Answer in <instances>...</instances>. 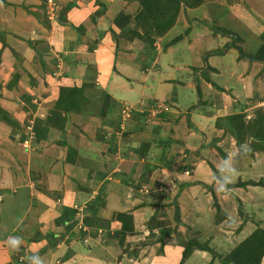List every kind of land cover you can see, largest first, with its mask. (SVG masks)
Segmentation results:
<instances>
[{"label": "crops", "instance_id": "0c3cea01", "mask_svg": "<svg viewBox=\"0 0 264 264\" xmlns=\"http://www.w3.org/2000/svg\"><path fill=\"white\" fill-rule=\"evenodd\" d=\"M41 1L0 0V109L21 129L31 118L46 123L53 87L84 85L87 101L81 111L67 114L62 130L49 127L44 138L35 140L32 131L21 129L23 141L33 139L26 149L19 139L6 141L8 128L0 122V264H224L198 248L182 260V242L196 238L224 255L257 225L264 228V187L227 186L247 181V175L264 183V150L240 153L235 139L216 126L220 117L253 116L258 109L264 114V63L254 57L264 42V0L228 5L232 18L244 19L249 11L259 18L249 25L252 32L242 29L253 37L254 49H245L240 33L229 29L240 36L236 45L246 57L232 46L216 48L220 36L226 46L232 36L210 29L228 28L212 3L204 2L180 10L173 27L156 38V57L144 70L142 41L113 38L120 33L114 17L133 15L136 0H101L106 5L98 14V0H58V10L74 2L61 25L45 16ZM26 40H37L35 48ZM178 45L194 53L188 56L195 62L178 66L193 76L171 96L173 71L162 72L160 58L175 54ZM204 45L202 61L197 50ZM14 73L18 79L7 88ZM103 93L109 99L102 108ZM18 97L34 100L33 108L19 105ZM168 98L170 109L157 113L158 125L149 128L144 106ZM129 108L140 113L139 120L121 125V111ZM161 155L172 156L168 166L159 165ZM98 195L102 205L91 206ZM244 204L254 215L246 211L242 221L237 207L243 210ZM116 212L132 218L121 244L114 233L122 224L111 219ZM83 218L100 219L108 229L88 231Z\"/></svg>", "mask_w": 264, "mask_h": 264}, {"label": "trees", "instance_id": "16d2710c", "mask_svg": "<svg viewBox=\"0 0 264 264\" xmlns=\"http://www.w3.org/2000/svg\"><path fill=\"white\" fill-rule=\"evenodd\" d=\"M139 8L136 13L131 16L119 12L113 19L114 25L123 31V37L127 40L138 39L142 41L146 52L155 50L156 38L162 37L168 30H170L176 22V18L181 8H194L203 2V0H136ZM74 4L68 3L66 7L70 9ZM80 30L82 27H76ZM210 29L214 33L230 34L232 36V42L226 47H234L238 50L240 57H246L241 47L236 45L240 43L241 38L239 35L233 33L229 29H226L217 25H210ZM188 29L185 30V33ZM0 39L2 40L1 36ZM181 39V35L174 37L167 45L174 44ZM5 44V41L2 40ZM28 45L35 48L36 41H27ZM156 51V50H155ZM14 56L16 53L13 51ZM254 57L264 63V42L257 49ZM151 61L154 60V56L151 57ZM12 78L7 84V88H11L13 83L18 79V74H12ZM83 88L76 86H56L53 87L50 94L49 109L46 116V123L43 124L38 119L32 123V136L35 140L46 137L48 128L62 130L66 124L67 114L71 112L81 111L86 104V97L83 94ZM103 107L108 106L109 95L103 93ZM102 107V108H103ZM104 114V113H102ZM256 117L248 122H244L243 114H232L225 117H220L216 120V126L223 128L225 132H228L236 141L240 153L251 154L255 151L264 150V114L262 110H258ZM0 120L11 126L14 130L20 129L19 124L12 119L4 110H0ZM10 138H14V134L10 135ZM22 135L19 140L24 139ZM248 143L251 144L252 151H249ZM246 148V150L244 149ZM71 150V149H70ZM69 152V151H68ZM221 152V151H220ZM224 156L223 153H221ZM69 155V154H68ZM70 157H68V160ZM248 183L241 184H227L228 187L242 186ZM251 185H258L264 187L262 181H249ZM176 212L178 209L176 208ZM112 220L120 221L121 228L115 232L118 237V242L121 244L126 233L132 231V218L125 213H113ZM182 260L185 259L192 250L198 248L210 252L213 257H216V253L207 245L201 244L196 240L190 239L183 245ZM262 257H264V228L257 225L253 232L236 245L226 256L220 259V262L224 264H260ZM10 264V263H9ZM210 264V263H209Z\"/></svg>", "mask_w": 264, "mask_h": 264}, {"label": "rangeland", "instance_id": "374dc122", "mask_svg": "<svg viewBox=\"0 0 264 264\" xmlns=\"http://www.w3.org/2000/svg\"><path fill=\"white\" fill-rule=\"evenodd\" d=\"M61 1V0H60ZM100 1L101 0H98V2L97 3H94V5L95 6H97V10L95 11V13L96 14H98L100 11H102V8L103 7H105V5L106 4H101V3H104V2H102V1H105V0H102L101 1V3H100ZM212 3V4H210V5H212V10H213V12H215L217 15H218V18H219V21L221 22V25H223V26H225V27H227L228 29H231L232 31H236V32H238V33H240V36L244 39V44H245V49H254V48H256L255 46L256 45H254L255 44V41H254V39H253V37H251V35H246L245 33H243L242 32V29H245L247 32H252V28L249 26V25H252L253 26V24L254 23H258L259 22V18H258V16L256 15V13L254 12V11H249V16L248 15H246L245 17H244V19H241V18H239V19H235V18H232L231 17V10L228 8V5L229 6H232L233 4H236V3H239V2H244V0H203V2L201 3V4H199L198 6H200V5H202L203 3ZM258 2H262L261 0H259ZM41 3H43L42 1H41ZM68 3H71V2H66V3H64V5L66 6ZM72 3L74 4V2L72 1ZM44 5H45V3H43ZM61 3L58 1V0H53V5H52V9L51 10H45V11H49V13L48 14H45V16H50L51 18H49V20L51 21V20H53V21H56L55 20V16H56V14H57V9H58V6L60 5ZM64 5H61L60 6V8L61 7H63ZM219 5H221V6H219ZM197 6V7H198ZM50 8V7H49ZM59 8V9H60ZM195 8V7H194ZM45 9H46V5H45ZM181 9H185V8H181ZM180 9V10H181ZM131 13L134 15V13L136 12V10L134 9V8H132L131 10ZM180 12V11H179ZM128 15H131V14H128ZM133 15H131V16H133ZM64 19L65 20H67L68 19V17H67V12H65L64 13ZM57 22V21H56ZM58 23V22H57ZM61 25V24H60ZM214 25V24H213ZM73 28H74V26H72ZM82 27V26H81ZM178 29V28H177ZM181 33H183V31H181L180 32V34ZM185 34H187V33H185ZM224 36V35H223ZM119 37H123V31H120V33L118 34V35H113V38H114V41L116 42V40L119 38ZM225 37H227V35L225 36ZM263 37V36H262ZM220 38L221 39H219V41L218 42H213V44L215 43L216 44V48H219L220 50L221 49H223V48H225L226 47V44L228 43V40L226 39V38H224V37H222V36H220ZM119 40V39H118ZM123 40V39H122ZM26 43H27V40H26ZM35 44H37V40H36V43ZM144 47V46H143ZM205 48H207V45H204L203 47H202V49H201V51L200 50H197L198 52H201V55H202V57H201V59H202V61H205V56H204V50H206ZM216 48H214V49H216ZM33 49V48H32ZM203 50V51H202ZM142 56H141V69L142 70H144L145 68H148V67H150V66H152V64H153V61H151L152 59H151V57H153L154 56V59H155V57H156V54H157V52L153 49V50H151V51H148V52H146V50L143 48L142 49ZM188 54L189 55H192V54H194V53H192V52H187L184 48H183V46L182 45H178L177 46V52H175V54H173L172 56H165V55H162L161 56V58H160V62H161V65H162V72H164V71H166V70H172L173 71V76H174V81H171L170 83L172 84L171 85V88L169 89V90H167V92H169V94L171 95V96H173L174 94H175V92L176 91H178V93H179V89H178V87L177 86H179V85H185V83H186V81L188 80V78L189 77H192L193 76V72L191 73H189V72H187L185 69H182V68H180V67H178V66H183V65H185V63L187 62V61H190V62H195L194 61V59H195V57H192V56H188ZM189 57V58H188ZM250 57V56H249ZM179 60H183V63H181L180 65H179ZM137 61H139V60H137ZM170 68V69H167V68ZM89 69H92V66H90L89 67ZM153 69L154 70H158L159 68H158V66H155V67H153ZM193 71H195V70H193ZM4 83V82H3ZM147 84L148 85H150V84H154V83H152V82H150V81H148L147 82ZM3 87V86H2ZM4 92H6V90H4ZM180 94H182L181 92H180ZM181 98L183 99V96H181ZM18 100L16 101V102H19V105H21L22 103L21 102H23V104L21 105L22 107L24 106L26 109H32L33 107H31V105L30 104H32L33 103V101H31V102H27V101H25V100H22L20 97H18L17 98ZM102 100H105V98L102 96ZM171 99L170 98H168L166 101H151V102H149L147 105H145L144 107H148V110H147V115L149 116V117H146L145 119L147 120V119H149V121H148V123H150L149 125H150V127L149 128H151V125H158L157 123H155L156 121V119L155 118H159L160 116H158V115H161V114H157V113H161V112H166L168 109H170L169 108V105L171 106ZM21 103V104H20ZM40 104V103H39ZM3 105H5V107H6V104H4L3 103ZM29 106V108H27ZM103 107V106H102ZM144 108L142 107V110H143ZM150 109H151V111H150ZM1 110V109H0ZM258 110H261V109H258ZM258 110H256L255 111V113H254V115L253 116H251V115H249V116H244V122H248V121H250V120H252L251 118H255L256 116V113H257V111ZM6 112V111H5ZM131 112H132V114H131ZM7 113V112H6ZM116 113V112H115ZM7 115H9V113H7ZM140 115V113H138V112H133L132 110L130 111V108L129 109H124V111H121V116H122V120H121V125H125L126 124V122H124V120H127V122H128V120H130V122H132L131 120H135V122L136 121H138L139 119H138V116ZM10 116V115H9ZM136 118V119H134V118ZM142 117H144L143 116V114H142ZM31 120L32 121H34L32 118L31 119H28L27 121H28V123L27 122H24L23 123V127L21 128V129H27L28 131L30 130V131H32V124H30V122H31ZM0 122H3L2 120H0ZM135 122H132V124L134 123V125H135ZM5 123V122H4ZM6 126H7V128H8V133L9 134H7V136L5 137V139H6V141L8 142L9 140H10V135H11V133H12V135L14 134V138H12V139H14L15 140V138H16V140H18L19 138H21L22 137V130L21 129H18V130H14V132L12 131L13 130V128H11V126H9V125H7L6 124ZM27 126H29V128L27 127ZM131 125H128V128L130 127ZM125 127V126H124ZM225 131V130H224ZM228 133V132H227ZM230 135V134H229ZM26 136V135H25ZM24 136V137H25ZM9 139V140H8ZM24 139H26V137L24 138ZM28 140H32L33 141V139H35L34 137H33V139H29V138H27ZM0 140H2V138H0ZM27 140V142H25V141H23V139H22V141H21V139L19 140V142L18 143H21V147H22V149L24 148V149H26V148H30L32 145H31V142L30 141H28ZM7 142H4L3 144H5V143H7ZM8 143H10V141L8 142ZM24 143H26L25 145H24ZM20 145V144H19ZM237 148H238V146H237ZM245 150H246V148H244ZM239 150V149H238ZM137 151V150H136ZM164 151V150H163ZM252 151V150H251ZM11 153V152H10ZM244 154V153H243ZM247 154V153H246ZM251 155H252V153H251ZM188 158H190L189 156H188ZM159 165H166V166H168L169 165V162H171L172 161V156H170V160L168 159V160H166L165 159V157L163 156V155H161V157L159 156ZM210 166H211V164H209ZM190 166V165H189ZM142 169H145V167L143 166L142 167ZM246 169H248V168H246ZM250 169V168H249ZM251 170V169H250ZM145 171V170H144ZM142 172V175L145 173V172ZM214 171V170H213ZM215 172V171H214ZM245 172V171H244ZM243 172V173H244ZM249 174H250V172H248ZM126 174H129L130 175V173L128 172H126V173H124L123 175L124 176H127ZM214 174H216V173H214ZM112 176V175H111ZM250 177H253V176H251V175H247V176H244L243 177V179H247V181H243V182H241V180H240V183L241 184H243V183H248V184H246V185H242L243 187H245V186H247V185H250L249 184V181L251 180V178ZM144 178H143V176H142V181H144L143 180ZM242 179V178H241ZM246 188V187H245ZM102 196V195H101ZM100 195H98V197H97V199L96 200H94L93 201V203H91V206H93L94 205V203L95 204H98V205H102V201H101V199H100V197H101ZM248 205L247 204H244V206H243V210H241V207H240V205L237 207V211L239 212H237L238 213V216L240 217V219H242V221H244V219H245V217H246V219L249 217L248 215H247V213H246V211L249 213L250 212V208L248 207V209L247 208H245V207H247ZM90 210H91V208H90ZM250 214H253L252 212H250ZM254 215V214H253ZM245 219V220H246ZM78 223V219L76 220H74V224L73 225H76ZM83 223H84V225L85 226H87V228H88V231H90L91 229L93 230V231H98V229H101L102 231H104V230H107L108 229V227H107V225H106V223H104L103 221H101L100 219H96V218H83ZM95 226L96 227H99V228H95ZM259 226V225H258ZM73 227V226H72ZM228 226H225V227H221L220 229H222V228H227ZM257 227V226H256ZM79 228V227H78ZM71 229V228H70ZM79 230H81V232H82V228H81V226H80V229ZM115 231V230H114ZM253 232V231H252ZM251 232V233H252ZM250 233V234H251ZM249 234V235H250ZM114 235L115 236H117V234H115L114 233ZM249 235H247V236H249ZM199 237V236H198ZM245 239V238H244ZM243 239V240H244ZM190 240V239H189ZM189 240H187V241H184V242H182V243H187ZM193 240H196L197 241V239L196 238H193ZM240 243V242H239ZM238 243V244H239ZM237 244V245H238ZM184 247V246H183ZM233 248H231V249H229L230 251L232 250ZM213 250V249H212ZM157 252H159L160 250H156ZM215 253H216V251L215 250H213ZM229 251V252H230ZM226 252V251H225ZM229 252H227L226 254H224L223 255V253H224V251L221 253V254H218V253H216V259L217 260H219L220 261V259L221 258H223L224 256H226ZM211 254V253H210ZM212 255V254H211ZM212 257H213V255H212ZM263 258V257H262ZM261 261H262V259H261ZM261 263V262H260ZM210 264H212L211 262H210Z\"/></svg>", "mask_w": 264, "mask_h": 264}, {"label": "water", "instance_id": "95a60500", "mask_svg": "<svg viewBox=\"0 0 264 264\" xmlns=\"http://www.w3.org/2000/svg\"><path fill=\"white\" fill-rule=\"evenodd\" d=\"M67 10V7L66 6H63L61 7L58 12H57V15H56V21L60 24H65L67 23V21L64 19V13L66 12ZM249 150H252L251 148V145H249Z\"/></svg>", "mask_w": 264, "mask_h": 264}, {"label": "clouds", "instance_id": "9594fccd", "mask_svg": "<svg viewBox=\"0 0 264 264\" xmlns=\"http://www.w3.org/2000/svg\"><path fill=\"white\" fill-rule=\"evenodd\" d=\"M53 1V0H52ZM43 2L45 3V5H46V10H49V6H48V4H47V2H46V0H43ZM58 10V9H57ZM58 12V11H57ZM49 13V11H47V14ZM57 15V14H56ZM48 18H51L50 16H48ZM55 20H56V16H55Z\"/></svg>", "mask_w": 264, "mask_h": 264}, {"label": "built area", "instance_id": "2783aa9c", "mask_svg": "<svg viewBox=\"0 0 264 264\" xmlns=\"http://www.w3.org/2000/svg\"><path fill=\"white\" fill-rule=\"evenodd\" d=\"M48 6L50 7L49 10L52 9L53 1L52 0H46Z\"/></svg>", "mask_w": 264, "mask_h": 264}]
</instances>
